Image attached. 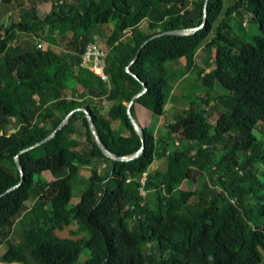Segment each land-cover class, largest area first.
Wrapping results in <instances>:
<instances>
[{"label":"trees","instance_id":"trees-1","mask_svg":"<svg viewBox=\"0 0 264 264\" xmlns=\"http://www.w3.org/2000/svg\"><path fill=\"white\" fill-rule=\"evenodd\" d=\"M27 1L0 22V193L15 185L0 196L1 259L73 264L86 248L83 264H264V70L257 68L264 66V0H208L199 29L141 47L154 33L199 25L204 0H45V12ZM17 2L0 0L7 10ZM99 25L109 27L106 81L81 65ZM19 33L31 42L12 45ZM47 36L50 43L39 45ZM199 49L209 55L208 70L195 63ZM181 58L197 89L193 98L182 94L185 109L157 134L142 128L136 157L104 155L83 109L112 154L133 153L141 141L126 103L144 85L132 114L137 104L153 122L165 116L164 88L179 78ZM70 111L52 137L20 152ZM115 121L127 140L117 137ZM177 133L185 145L164 169L149 170ZM185 179L193 189L181 186ZM26 210L30 224L15 242L13 225ZM58 229L78 236L58 237Z\"/></svg>","mask_w":264,"mask_h":264},{"label":"rangeland","instance_id":"rangeland-1","mask_svg":"<svg viewBox=\"0 0 264 264\" xmlns=\"http://www.w3.org/2000/svg\"><path fill=\"white\" fill-rule=\"evenodd\" d=\"M194 1H197V0H192V3ZM27 3H28L27 0H20V3L17 2V3L12 4L10 6L9 10H7L8 9L7 6L5 8V6L0 4V22H4L5 23V21L8 19L9 15L18 13V11L21 8H23L24 6H26ZM38 4H39L41 12H45L48 9L47 8L48 5H46L45 0H38ZM243 24H244V22H243ZM108 30H109L108 26L99 25L97 30H96V32H95L96 36L94 38H92L93 41L99 47H101L102 49H105L104 42H105V38H106V36L108 34ZM2 31H3V28L0 26V32H2ZM50 41H51L50 37L47 36V39L45 41L39 43V45L43 46V45H45L47 43H50ZM30 42H31V36L23 34V33H19V34H17L16 38L11 40L10 43L12 45H20V46H22V45L30 43ZM208 57H209V55H208V53H206L204 51V49H199L196 52L195 63L197 65H205L206 66L205 70H208V68L210 67L209 66L210 60H209ZM181 61H184V58H181ZM257 68L259 70H264V66L262 64H259L257 66ZM190 76L192 78L190 83H188L183 78V79L180 80V84L175 88L176 90H174V91L171 90L172 84H167L165 86L164 91L166 92V97H167V100H166L167 102L165 104V109L167 110V114H168L167 118H168V120L170 119L169 106L172 105L174 102H177V103L180 104V107H178L174 111L173 110L171 111L174 114L180 113V112H182L185 109L184 106H185V103H187V100L183 99V97L180 95L181 93L182 94H189L190 98H193L195 96V93L197 92V89L193 87V84L195 82V75H194V73H190ZM77 89H79L78 86H76L75 89L70 90L71 91L70 93H71L72 96H74V97L76 96V92L78 91ZM180 100H183L182 101L183 104L181 103ZM183 138H185V137L184 136L182 137L181 134H179L177 139H178V141L181 142V143H179L180 146L176 145L175 143L174 144L172 143L171 146H170V150H175L176 148H182L183 144L185 143V140ZM215 147H217V145ZM101 167L102 166H100L99 168L101 169ZM43 175L48 180H51L53 178L52 175L49 172H47V171L43 172ZM84 183L85 182H83V183L80 182V183H78V185H74L73 186V189H72L73 190L72 191L73 194H72V197H71V200H70V204H73V203L76 202V200L78 199V197H77L78 189L81 188ZM186 183H187V187L190 188V189H193L194 185L196 184L194 181H192L190 179H186ZM27 204L29 205L30 202H28ZM28 218H29V215H28V211L26 210L25 212H23L21 214V216L18 219H16V221L14 223L15 225L13 226V230H12V233H11V236H10V238L13 241L16 242L17 240H19L21 238V235L24 232V229H26L29 226L30 223L28 222ZM70 228H73V226H71ZM55 234L58 237H72V238H76L78 236L77 234L69 233L67 229L55 230ZM79 235H81V234H79ZM87 254H88L87 249L83 248V250L81 251V253L79 255V258L73 264H83V261L86 259ZM21 264H24V263H21ZM26 264H37V263H35L33 260H30Z\"/></svg>","mask_w":264,"mask_h":264},{"label":"crops","instance_id":"crops-1","mask_svg":"<svg viewBox=\"0 0 264 264\" xmlns=\"http://www.w3.org/2000/svg\"><path fill=\"white\" fill-rule=\"evenodd\" d=\"M96 36V34H94L92 36V38H94ZM106 50V49H105ZM176 70L178 71L179 74V78L177 79V81L172 84L171 86V90L174 91L176 90L175 88L180 84V80L181 79H185L188 83L191 82L192 78L190 76V71L186 70L184 67V61H181V59L179 60V64L176 66ZM186 70V71H185ZM182 92V91H181ZM166 94V92H165ZM182 96V93L180 94ZM179 95V96H180ZM182 98V97H181ZM167 100V97H166ZM181 103L183 104V100H180ZM167 102V101H166ZM178 107H180V104L177 102H174L172 105L169 106V111H170V119L168 120V114H167V110L165 109V116H160L159 120L157 122H153L152 116L150 111L142 108L141 106L134 104V118L137 121V123L139 124V126L141 128H152L153 133L157 134L161 131L162 126L166 123L171 121L174 113L171 112L172 110H176ZM146 110V111H145ZM112 128L114 130H116V132H118L117 137L119 138H123L126 139L128 138L127 135V130L124 128V126L121 125V123H119L118 121H115L114 123H112ZM178 136L179 133L176 134V136H174L173 141H171L173 144L175 143L176 145L180 146L179 143H181L180 141H178ZM129 144V142H128ZM182 146V145H181ZM171 151L170 148L168 150V152L166 153V155L163 158L160 159H156L154 160L150 165H149V170L155 169V168H159V169H164L166 167V159L169 158L171 156ZM88 173V168H84L82 174H87ZM181 186H187L186 183V179L183 181ZM15 225V224H14ZM13 225V226H14ZM25 230V229H24ZM12 233V232H11ZM11 236V234H10ZM22 236V235H21ZM5 250V245L4 244H0V264H21V262H16V261H12V262H5L1 259L2 254Z\"/></svg>","mask_w":264,"mask_h":264},{"label":"water","instance_id":"water-1","mask_svg":"<svg viewBox=\"0 0 264 264\" xmlns=\"http://www.w3.org/2000/svg\"><path fill=\"white\" fill-rule=\"evenodd\" d=\"M207 1L208 0H204L203 11H202V22L199 25L194 26V27H190L188 29H183V28L182 29H170V30H165V31H161V32H158V33H154V34L148 36L147 38H145L142 41L140 47L143 46L149 40H151V39H153L155 37L161 36V35H165V34H186V33H192L194 31H196L197 29H199L201 26L204 25V23L206 21V3H207ZM126 71L130 73L128 68H126ZM144 91H145V86L143 85L142 89L140 91H138L136 94H134L132 96V98L126 103L127 117L129 119L134 131L138 134V136L140 138V141H141L140 147L137 150H135L133 153L129 154V155L118 156V155L112 154L109 151V149L99 139V137H98V135H97V133L95 131V128H94V125H93V120H92V118L90 116V113L86 109H83L84 112H85V116L87 118V121H88V127H89V130H90V133L92 134L97 146L99 147V149L101 150V152L104 155L112 157L115 160H129V159H132V158L136 157L141 152V150L143 149L144 144H145V142H144V133H143L142 128L139 126V124L135 120V118H134V116H133V114H132V112L130 110V106L133 103L134 99L136 97H138L140 94H142ZM71 112L72 111H70L67 115H65V117L60 121L58 126L55 129H53L47 136H45L43 139H41V140H39V141H37V142L27 146V147H24L23 149L20 150V152L27 151V150H29V149H31V148H33V147L45 142L50 137H52L54 135L55 131L58 128H60L65 123L67 117L69 116V114H71ZM15 162H16L17 167L19 168L20 175L22 176L23 172H22L20 164H19V162L17 160V157H15ZM13 187H15V185L8 187L4 192L0 193V196L2 194H4L5 192L9 191L10 189H12Z\"/></svg>","mask_w":264,"mask_h":264},{"label":"built area","instance_id":"built-area-1","mask_svg":"<svg viewBox=\"0 0 264 264\" xmlns=\"http://www.w3.org/2000/svg\"><path fill=\"white\" fill-rule=\"evenodd\" d=\"M105 54V49L99 47L94 41H90L87 43L81 56V65L97 74L103 81L107 80V75L103 71ZM145 179L146 171H143L139 177V182L141 185L144 184ZM139 191L142 195L145 193V190L142 188V186L139 187Z\"/></svg>","mask_w":264,"mask_h":264}]
</instances>
